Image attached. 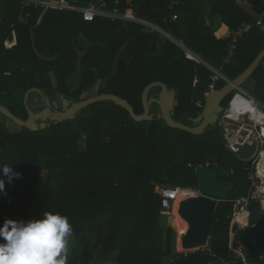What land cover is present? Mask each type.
Masks as SVG:
<instances>
[{
  "label": "trees",
  "instance_id": "obj_1",
  "mask_svg": "<svg viewBox=\"0 0 264 264\" xmlns=\"http://www.w3.org/2000/svg\"><path fill=\"white\" fill-rule=\"evenodd\" d=\"M70 1L86 6L98 0ZM102 1L108 12L117 10L171 34L198 60L188 59L176 43L160 32L147 31L140 22L105 17L85 22L76 12L0 0L1 105L27 120L25 96L32 89L72 102L88 99L95 91V96L112 94L128 101L141 115L144 90L162 82L177 91L173 118L192 126L204 109L210 86L224 88L227 80H236L264 50V27L257 26L243 7L260 14L264 5L258 0H176L177 6L171 0ZM239 28L249 31L239 40L235 58L225 63ZM51 74L57 79L56 89ZM73 74L80 81L76 91L68 86ZM250 79L255 82L252 95L264 103L262 63ZM159 92V88L153 89L150 98ZM235 94L222 102L224 108ZM35 96L32 93L28 102ZM43 103L42 99L39 104ZM43 109L38 106L34 111ZM1 116L0 165L13 167L21 178L9 184L0 174L5 179L0 226L6 220L17 221L19 208L24 222L43 218L45 212L66 216L75 237L68 241L66 264H93L95 259L112 256L116 264H211V255L185 256L175 251L173 231L161 225L165 215L156 192L157 186H198L195 168L211 162L218 163L219 173L224 171L222 179L236 188L218 203L209 238L215 242L210 245L208 241L207 246L218 257L232 258L231 200L247 195L252 188L245 171L252 161L231 154L219 128L210 127L194 136L168 127L163 120L137 123L113 102L96 103L74 120L51 123L38 132L17 125L19 130L12 132ZM144 124L149 125L148 132L140 128ZM83 136L88 141L81 149ZM179 156L183 159L178 160ZM40 159H44L43 167ZM230 169L233 175L228 173ZM43 170L50 176L46 184L41 183ZM170 222L176 231L187 229L175 212Z\"/></svg>",
  "mask_w": 264,
  "mask_h": 264
},
{
  "label": "water",
  "instance_id": "obj_2",
  "mask_svg": "<svg viewBox=\"0 0 264 264\" xmlns=\"http://www.w3.org/2000/svg\"><path fill=\"white\" fill-rule=\"evenodd\" d=\"M263 60L264 50L236 80L228 81L224 88L210 92L206 97L202 113L193 120L192 126L178 122L173 118L177 107V91L169 89L162 82H154L144 90L142 96L144 112L141 115L135 113L134 108L128 101L112 94L97 95L79 102H72L61 97L60 101L56 100L52 103L49 98H46L43 104L38 103V106H42L44 109L35 112L30 107L28 98L32 93L41 94L42 91L40 89H32L25 96V106L28 112L27 120L18 118L1 104L0 113L15 125L32 132H38L49 128L51 123L57 125L74 120L82 110L91 105L101 102H113L115 105L125 109L137 123L151 122L155 119L158 121L163 120L172 129L200 136L210 127L216 126L220 116L226 109L222 106V102L229 95L237 91H243L244 86ZM155 88H159L160 92L157 97L150 98V93ZM153 105H157L160 110V114L156 118L151 111ZM59 108L62 109V112L58 110ZM196 174L198 186L205 194V197L186 198L178 204V215L188 224V230L181 242L183 250H191L208 244L211 232V218L217 207V200H226L236 188L234 183L221 179L216 169L200 167L197 168ZM262 206L263 204L259 201L251 203L247 211V226L238 228L237 231L239 242L245 248L248 257L252 261H259L264 256V213L261 210ZM257 214H261V216L258 217Z\"/></svg>",
  "mask_w": 264,
  "mask_h": 264
},
{
  "label": "built area",
  "instance_id": "obj_3",
  "mask_svg": "<svg viewBox=\"0 0 264 264\" xmlns=\"http://www.w3.org/2000/svg\"><path fill=\"white\" fill-rule=\"evenodd\" d=\"M74 1V0H73ZM173 6H177L178 2L176 0H171ZM24 6H32L34 8H41L44 10H55V11H70L76 12L82 15L83 20L85 22H93L98 17H105L111 20H126V21H134L140 22L147 27V31L150 32H160L157 28L152 25L137 20L136 18L129 15H120L117 10L114 12H108L106 10V3L102 0L91 1L86 6L77 5L70 0H22ZM174 20L178 19L177 15H174ZM257 26L264 25V11L261 14V18L256 22ZM249 31L246 28H239L232 38V41L227 49V57L225 63H230L236 56L238 50V42L243 36ZM166 38L176 43L187 55L188 59H195V56L188 51L186 46L182 41H177L171 34H166ZM193 55V56H192ZM192 56V57H191ZM229 81V80H227ZM197 81H195L196 84ZM215 91V86H210V92ZM236 97H241L248 103H251L256 106L260 113L258 114L260 117L259 121L251 120L246 113H238L236 117H231L229 115L230 107L232 106L233 101ZM222 120H218L217 128L222 131L223 143L226 149L233 155L239 156L243 149L245 148H255L257 147L258 153V162L252 167H248L245 169L246 172L249 173V180L252 181V188L245 196H240L235 199H232L231 202L234 205V213L231 217V226L229 231V249L232 252L231 259H224L218 257L214 254L211 248L207 245L191 250H176L179 254H184L188 256L190 254H198L201 253L203 255H211L214 261L211 264H264V256L259 260L258 263L251 262L249 260L248 254L245 248L240 244L237 231L238 228L247 226L248 223V208L254 201H259L263 204L261 207L262 212L264 213V193H259V188L264 185V178L259 175V166L262 162V154L264 153V110L261 108L260 104L256 99L245 93L244 91H237L231 104L227 109H225L222 114ZM248 161H252L249 159ZM191 166V165H190ZM218 163L207 162L205 165H200L197 168H213L218 170ZM230 175H233L234 170L230 169L228 172ZM227 173V174H228ZM220 174V173H219ZM256 178L260 180V187L256 186ZM157 193L161 197V206H162V214L166 215L170 211L175 209V205L180 203L182 200L186 198H198L205 197V194L202 192L199 186L182 188V187H172V186H161L157 188ZM180 196H184L181 201H179ZM220 201L225 200H217V205ZM237 214L242 215L243 222H235V217Z\"/></svg>",
  "mask_w": 264,
  "mask_h": 264
},
{
  "label": "clouds",
  "instance_id": "obj_4",
  "mask_svg": "<svg viewBox=\"0 0 264 264\" xmlns=\"http://www.w3.org/2000/svg\"><path fill=\"white\" fill-rule=\"evenodd\" d=\"M0 174L11 184L13 167L0 165ZM5 179H0V193ZM73 234L66 216L45 212L43 218L28 222L6 220L0 226V264H66L68 237Z\"/></svg>",
  "mask_w": 264,
  "mask_h": 264
},
{
  "label": "rangeland",
  "instance_id": "obj_5",
  "mask_svg": "<svg viewBox=\"0 0 264 264\" xmlns=\"http://www.w3.org/2000/svg\"><path fill=\"white\" fill-rule=\"evenodd\" d=\"M251 8V7H250ZM254 10V9H253ZM256 13V12H255ZM257 14V13H256ZM252 21L254 23H256L258 21L257 17L255 18H252ZM260 27H264V26H260ZM163 36H165L166 34L168 33H165V32H160ZM158 42L160 43V40H158ZM195 59L198 60V58L196 57ZM246 90L252 94L253 91H251L249 89V87L246 88ZM92 94L95 96V91L94 93L92 92ZM258 101V100H257ZM258 103L260 104L261 108L264 110V103L261 102V101H258ZM152 113L154 115V117H157L159 114H160V110L157 108V106H153L152 108ZM1 118L3 120H6V124L9 125L10 127V130L12 132H17L19 129L15 126V124H13L10 120L6 119L4 116H1ZM223 118V115L220 116L219 120H222ZM217 127V125L215 126ZM143 131L145 132H148V128H149V125L148 124H144L140 127ZM108 133V130L106 131ZM220 132H221V129H220ZM109 135V134H108ZM221 135H222V132H221ZM82 137V136H81ZM109 137V136H107ZM86 141H88V138H86V136H83V138L81 139V142H80V148L81 149H84L86 147ZM223 141V140H222ZM79 148V147H78ZM257 153H258V149L256 148H247V149H244L243 152L241 153V155L238 157V159H241V160H244V161H248L249 159L252 158V165H255V163L258 162V157H257ZM183 159V157L179 156L178 160H181ZM39 164L40 166H44V159H40L39 161ZM224 171L221 170L220 174H219V177L222 179V175H223ZM261 174V172H259V175ZM261 176V175H260ZM198 180V178H197ZM50 181V176H49V172L46 171V170H43L42 172V176H41V183L42 184H46ZM256 186L257 188L260 187V180L258 178H256ZM157 188L156 187V191H157ZM174 210L173 211H170L168 214L165 215V217H162V220H161V225L164 229L166 230H171L173 231V241H174V249L175 251L177 250V248L180 247V243L182 241V238L184 236V234L187 232V229H188V226H187V229L185 231H176L175 227H173L171 225V222H170V218H171V215L173 214ZM258 217L261 216V214H257ZM180 218V217H179ZM34 220V219H32ZM183 220V219H182ZM17 221H22V209L19 208L18 210V217H17ZM184 221V220H183ZM239 221L241 222L242 221V218L239 219ZM24 222V221H22ZM28 222V221H27ZM185 222V221H184ZM186 223V222H185ZM68 241H75V237L73 235H71L70 237H68ZM209 244L212 245L215 241L213 239L209 240ZM183 250L182 248V245L181 247L179 248V251ZM116 258L115 256H112L111 258H104V259H95L93 261V264H116Z\"/></svg>",
  "mask_w": 264,
  "mask_h": 264
},
{
  "label": "crops",
  "instance_id": "obj_6",
  "mask_svg": "<svg viewBox=\"0 0 264 264\" xmlns=\"http://www.w3.org/2000/svg\"><path fill=\"white\" fill-rule=\"evenodd\" d=\"M259 2H261L263 5H264V0H258ZM243 7L245 8L244 10L246 11V14L248 15V17L250 18V19H252V18H255V17H257V19L259 20L260 18H261V14H262V12L264 11H262L260 14H256L255 13V11L252 9V8H250L249 6H247V5H243ZM68 12H70V11H68ZM71 13H74V12H71ZM9 44L10 45H12L13 43H10L9 42ZM262 66H263V68H264V60H263V62H262ZM51 82H52V86H53V88L54 89H56L57 88V86H58V83H57V79H56V77L54 76V74H51ZM68 86L70 87V89H71V91H76V90H78L79 89V86H80V81H79V78H78V76L76 75V74H73L71 77H70V79H69V81H68ZM247 87H249V89L251 90V91H253L254 90V88H255V82L253 81V80H249L247 83H246V85L244 86V88H243V91L245 92V93H247L248 95H250L251 97H253L254 99H256L251 93H249L247 90H246V88ZM51 93H49V92H42L41 94L40 93H37V96H35V98H33L32 99V101H30L29 102V105H30V107L31 108H33L34 110L36 109V107H37V105H38V103L43 99V101L46 99V98H55L54 100L56 101V100H59L61 97H64V96H59V95H56V97L55 96H52V94L50 95ZM93 97V96H92ZM257 100V99H256ZM256 149H257V147H255ZM245 149H247V148H245ZM244 150V149H243ZM264 154V153H263ZM262 154V155H263ZM241 155V154H240ZM239 155V156H240ZM239 156H237V157H239ZM252 159V158H251ZM244 161V160H243ZM157 187H161V186H157ZM157 192V191H156ZM178 249V248H177Z\"/></svg>",
  "mask_w": 264,
  "mask_h": 264
},
{
  "label": "bare ground",
  "instance_id": "obj_7",
  "mask_svg": "<svg viewBox=\"0 0 264 264\" xmlns=\"http://www.w3.org/2000/svg\"><path fill=\"white\" fill-rule=\"evenodd\" d=\"M240 112L248 114L249 115L248 117L251 120H255L257 122H260L259 121L260 118H258L260 116L258 114H262V113L259 112V110L256 108V106L251 104V103H248L247 101H245L241 97H236L232 103V106L230 107L229 115H231V117H236V115H238V113H240ZM262 124H264V123H262ZM259 170L261 172V174H260L261 177L264 178V154L262 155V162L259 166ZM258 191L260 194L264 193V185H262V187H260ZM183 197L184 196H180L179 201H181L183 199ZM174 212L177 213V215H178V203L175 205ZM240 218H242L241 222H243L244 217L242 215L237 214V216L235 217V222L239 221ZM187 226H188V224H187Z\"/></svg>",
  "mask_w": 264,
  "mask_h": 264
},
{
  "label": "flooded vegetation",
  "instance_id": "obj_8",
  "mask_svg": "<svg viewBox=\"0 0 264 264\" xmlns=\"http://www.w3.org/2000/svg\"><path fill=\"white\" fill-rule=\"evenodd\" d=\"M61 99V98H60ZM60 99H59V101H60ZM67 99V98H66ZM50 100H51V102L53 103V102H55V100L52 98H50ZM69 100V99H68ZM69 101H71V100H69ZM54 110V109H53ZM60 112H62V109L61 108H59L58 109ZM83 112V110L80 112V113H82Z\"/></svg>",
  "mask_w": 264,
  "mask_h": 264
}]
</instances>
